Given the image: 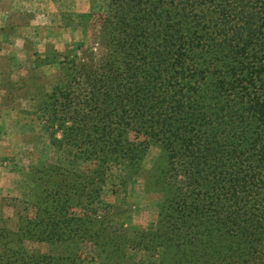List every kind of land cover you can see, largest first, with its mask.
<instances>
[{"label": "trees", "instance_id": "16d2710c", "mask_svg": "<svg viewBox=\"0 0 264 264\" xmlns=\"http://www.w3.org/2000/svg\"><path fill=\"white\" fill-rule=\"evenodd\" d=\"M106 1L81 16L91 47L41 61L60 74L37 111L68 163L37 170L35 218L0 264H84L87 248L105 264H264V0ZM151 147L157 223L129 231L103 191Z\"/></svg>", "mask_w": 264, "mask_h": 264}, {"label": "rangeland", "instance_id": "374dc122", "mask_svg": "<svg viewBox=\"0 0 264 264\" xmlns=\"http://www.w3.org/2000/svg\"><path fill=\"white\" fill-rule=\"evenodd\" d=\"M25 1L19 0L14 5L17 10L10 11L11 0H0V254L4 243L15 241L20 226L35 218L37 170L68 163L65 150L54 148L46 120L37 111L39 105H45L53 80L60 74L58 66L42 68L41 61L47 54L65 56L67 50L91 47L97 28L81 16L104 12L107 6L106 0H84L85 8L91 2V10L83 15L67 13L51 18L46 12L45 16L30 17L27 11L31 5ZM7 15L11 20L8 25ZM68 44L72 46L66 52ZM159 155L158 148L149 149L141 172L125 190L119 186L116 169L107 179L102 204L118 207L121 222L129 231L153 230L157 223L160 197L146 193L145 183ZM24 247L48 252L46 244L27 239ZM85 253L89 260L84 264H105L92 249Z\"/></svg>", "mask_w": 264, "mask_h": 264}, {"label": "crops", "instance_id": "0c3cea01", "mask_svg": "<svg viewBox=\"0 0 264 264\" xmlns=\"http://www.w3.org/2000/svg\"><path fill=\"white\" fill-rule=\"evenodd\" d=\"M18 1L19 0H11V7L9 8L10 11L11 10H17L18 7L14 6V5H16L18 3ZM25 2H27L29 5H31V9H29V11H27V12H29L28 15H30V17H33V14H37V15L39 14V15L45 16V14L47 12L48 17L61 18L62 15L66 16L67 13H73L75 15L76 14L83 15L88 10H91V2L85 8L83 6L84 0H73V1H71V0H26ZM40 6L43 7L45 11L40 10L39 9ZM9 10H7L8 12L7 11L6 12L9 13ZM60 12H62V13H60ZM10 22H11V20H10L9 16L7 15V17L5 19L6 25L10 24ZM29 22H31V20ZM11 25H12V23H11ZM46 46L47 45H45V47ZM71 46H72V44H68L65 48V51ZM52 66H58V65L43 66L42 68L52 67Z\"/></svg>", "mask_w": 264, "mask_h": 264}]
</instances>
